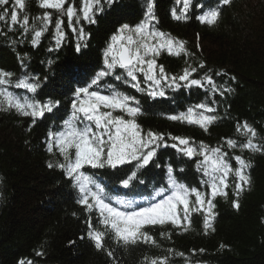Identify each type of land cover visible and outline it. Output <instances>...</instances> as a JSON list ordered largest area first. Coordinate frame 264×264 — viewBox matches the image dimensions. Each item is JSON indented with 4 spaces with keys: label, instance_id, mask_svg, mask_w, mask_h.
Listing matches in <instances>:
<instances>
[{
    "label": "trees",
    "instance_id": "1",
    "mask_svg": "<svg viewBox=\"0 0 264 264\" xmlns=\"http://www.w3.org/2000/svg\"><path fill=\"white\" fill-rule=\"evenodd\" d=\"M70 2L78 6L80 0ZM143 3L144 0H117L111 8L105 6L104 12L96 14L95 23L85 21L84 28L90 39L81 53L75 51L73 40L76 38L67 27V20L65 42L58 50L48 51L54 46L55 10H49L53 12V24L35 47L30 43V34L27 38L21 36L18 25L13 29L8 22L0 21V69L14 74L11 77L13 84L22 75L41 77L37 96L62 101L59 109L54 110V116L48 113L47 117L38 119L30 131L29 118L21 117L15 111H0V264H18L22 258L32 259L35 264H113L106 251L97 250L86 235L87 214L76 203L77 191L60 169L47 166L49 161L54 162L58 157L47 152L42 137L50 130L51 120L60 130L62 121L67 118L61 112L71 111L66 108L71 99L69 94L76 87L85 86L97 69L103 67L100 49L119 28L116 26L119 22L128 19L134 25L141 20ZM208 3L214 6L216 0H208ZM26 5V12L31 17L42 15L44 11L38 7V0H26ZM181 6L176 5L175 0H156L158 27L185 41L187 49L195 52L198 59L206 61L213 72H226V76L214 78L217 83L227 81L233 91L225 97L215 96L217 115L221 119L205 132L199 126L166 118L181 110L186 111L182 107L187 109L196 105V99L198 104L210 103L211 98L205 89L195 86L169 89L167 93L176 95L172 105L171 100L164 101L159 97L151 100L130 85L115 81L121 91L140 101L143 114L138 123L145 130L189 137L194 142L204 141L210 146H216L225 137L243 141L244 137L236 131L237 122L247 121L264 137V0H232L229 6L223 7L222 16L214 26L201 24L194 18L186 22L173 20L171 8ZM205 41L210 44L205 45ZM158 63L163 64L167 72L179 74L185 67V57L165 52L158 58ZM70 66H79L82 70L79 78L70 79L66 71ZM202 74H194V78ZM228 77L235 79L229 80ZM185 90L188 92L184 93ZM11 91L18 95H32L15 87ZM190 100L194 102H186ZM234 154L241 153L237 150ZM243 156L251 161V188L241 193L238 209L233 207L235 197L231 189L227 199H215V231L205 234L203 216L193 213L187 232L171 225L147 229L161 247L145 244L123 247L108 237L105 248L114 251L117 264H144L145 256H165L167 249L185 254L183 257L171 256L170 264H186V260L190 264H264V154L245 151ZM169 162L177 170L184 169L178 175L179 180L189 187L205 190L194 174L195 160L181 157L171 147L161 148L156 163L164 165ZM87 171L95 174L111 194L137 201L149 196L154 187L165 184L163 169L154 164L139 177L144 184H138L133 192L119 184V179L125 178L126 169L88 168ZM93 221L95 224V215ZM161 232L171 233V238L165 239ZM221 244L227 247L221 248ZM200 249L204 251L200 252ZM37 251L44 255L36 256Z\"/></svg>",
    "mask_w": 264,
    "mask_h": 264
},
{
    "label": "snow or ice",
    "instance_id": "2",
    "mask_svg": "<svg viewBox=\"0 0 264 264\" xmlns=\"http://www.w3.org/2000/svg\"><path fill=\"white\" fill-rule=\"evenodd\" d=\"M116 3L117 0H80L77 6L70 0H38V7L44 11L42 15L31 17L26 12V0H0V21L8 22L13 29L18 25L21 36L27 38L30 34V43L35 47L53 24V12L49 10H55L54 46L48 51L58 50L65 42L66 17L67 27L76 38L75 51L81 53L90 39L84 22L95 23L97 13L104 12L105 6L111 8ZM231 3L232 0H216L215 5L210 6L208 0H175L176 5L182 6L179 9L172 7L170 14L178 22L194 18L201 24L214 26L222 16L223 7ZM155 6L156 0H144L141 20L134 25L125 23L111 35L103 51V67L85 86L74 89L69 101L70 114L62 121L60 130L48 131L44 142L47 152L58 157L54 162L49 161L47 166L60 169L77 191L76 203L87 214L88 239L97 250L106 251L107 256L112 258L115 254L105 248L106 238L110 237L115 244L123 247L139 244L161 247L147 229L171 225L187 232L193 213L203 216L205 234L215 231V199H227L231 189L235 197L233 207L238 209L241 193L251 188L249 169L252 165L243 153L264 154V143L261 142L264 137L247 121L236 124V131L244 137L243 141L225 137L216 146L204 141L197 143L189 137L145 130L138 123L143 114L140 101L121 91L115 81L128 84L153 99L165 97L169 89L194 86L205 89L211 98L210 103L201 102L166 117L170 121L199 126L205 132L221 119L217 115L218 101L215 96L225 97L233 91L227 81L217 83L214 78L224 77L226 72H213L206 61L198 59L195 52L187 49L185 41L158 27ZM165 52L177 57L184 55L185 67L179 74L167 72L165 66L158 63V58ZM66 71L70 79L79 78L82 72L79 66H70ZM201 72L203 74L199 78H194V74ZM13 75L0 69V111H15L19 116L29 118L30 131L38 119L59 109L62 101L36 98L42 83L39 77L22 75L13 84ZM44 79L47 80V77ZM228 79L234 80L235 77ZM12 87L24 89L32 95H18L10 90ZM168 147L176 149L181 157L189 161L195 160L197 171L202 173L201 184L205 190L189 187L179 180L178 175L183 173V168L177 170L171 162L164 165L156 163L159 150ZM237 150L241 154H234ZM153 164L163 169L165 184L154 187L152 193L141 201L111 194V190L99 182L95 174L87 171L88 168L126 169L125 178L119 179V184L133 192L138 184H144L139 177ZM93 215L96 217L95 224ZM160 235L165 239L171 238L169 232H161ZM220 247L227 246L221 244ZM167 253L151 258L145 256L144 264H170L171 256H185L173 249H167ZM35 255L43 256L44 253L37 251ZM18 264H35V261L22 258ZM113 264H117L115 258ZM186 264L190 262L186 260Z\"/></svg>",
    "mask_w": 264,
    "mask_h": 264
},
{
    "label": "bare ground",
    "instance_id": "3",
    "mask_svg": "<svg viewBox=\"0 0 264 264\" xmlns=\"http://www.w3.org/2000/svg\"><path fill=\"white\" fill-rule=\"evenodd\" d=\"M129 22H131V21H129L128 19H124V20H122L121 22H119V25H116V26H118V27H120L121 25H123V24H125V23H127V24H130V25H133V24H131V23H129ZM73 44H74V46H75V43H76V40H73ZM67 44H69V43H67ZM65 45H66V43H65ZM105 47H106V44L104 45V46H102V48L100 49V52H101V58H103V51H104V49H105ZM102 68V65H101V67H99L98 69H97V71H99L100 69ZM34 76L35 77H39V76H37V75H35L34 74ZM92 76H93V74H92ZM39 78H41V77H39ZM91 80V79H90ZM11 89H13V87L12 88H10V90ZM185 92H188V90H185L184 91V93ZM31 94V93H30ZM71 95H72V93H70L69 94V97H71ZM36 98L37 99H41V100H46V99H49L50 97H46V98H44V97H42L41 95L38 97V96H36ZM151 98V97H150ZM159 99L160 100H164V101H169V100H171V101H173V102H171L172 103V105H174L175 104V102H174V100L176 99V95H174V94H171V93H167L166 94V96L165 97H159ZM151 100H154L153 98H151ZM197 100V99H196ZM196 100H195V104H198V102L196 103ZM186 102H194V100H190V101H186ZM68 107H66L67 109L68 108H70V103L67 105ZM182 109L183 110H186L184 107H182ZM181 112H182V110H181ZM55 111H53L52 113H46L45 114V117H47L46 115L48 114V115H52V116H54L55 115ZM62 114H64V116H67L68 117V115L70 114L69 112H61ZM48 128H50L51 130H54V131H58V126H57V123H55V121L54 120H51L50 122H49V125H48ZM47 128V129H48ZM47 133L48 132H46L45 134H44V136L42 137V143L43 144H45L44 142H45V139H46V137H47ZM194 174H196L197 175V178H198V180H202V173L201 172H199V171H197V169H195L194 170ZM253 176V175H252ZM251 176V177H252ZM75 200H77V198H75ZM112 257H110V259H111ZM114 258H115V260H116V257L114 256ZM114 258H112V259H114Z\"/></svg>",
    "mask_w": 264,
    "mask_h": 264
},
{
    "label": "rangeland",
    "instance_id": "4",
    "mask_svg": "<svg viewBox=\"0 0 264 264\" xmlns=\"http://www.w3.org/2000/svg\"><path fill=\"white\" fill-rule=\"evenodd\" d=\"M64 20L66 21V20H67V18H65ZM203 43H204V42H203ZM209 44H210V43H209V41H205V45H207V46H208Z\"/></svg>",
    "mask_w": 264,
    "mask_h": 264
}]
</instances>
